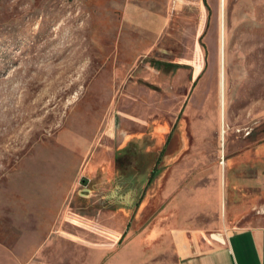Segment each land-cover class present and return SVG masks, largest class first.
Here are the masks:
<instances>
[{
    "label": "rangeland",
    "instance_id": "374dc122",
    "mask_svg": "<svg viewBox=\"0 0 264 264\" xmlns=\"http://www.w3.org/2000/svg\"><path fill=\"white\" fill-rule=\"evenodd\" d=\"M178 2L0 0V264H176L177 234L264 226V0L205 28Z\"/></svg>",
    "mask_w": 264,
    "mask_h": 264
},
{
    "label": "crops",
    "instance_id": "0c3cea01",
    "mask_svg": "<svg viewBox=\"0 0 264 264\" xmlns=\"http://www.w3.org/2000/svg\"><path fill=\"white\" fill-rule=\"evenodd\" d=\"M177 4L180 7L195 6L197 9H204L202 20L205 28L209 25L211 17L209 8H215L216 5L217 11L220 12L223 0H179ZM164 23L165 18L155 14L150 16L147 26L148 28H165ZM62 198L63 193L61 200ZM55 210L52 211V221L56 214ZM213 238L220 241L214 247L191 252V242L194 238H189L188 235L182 233L177 234L176 264H264V226L241 228L230 232L225 239L214 236ZM140 261L141 258L136 253H132L120 260L110 259L104 264H140Z\"/></svg>",
    "mask_w": 264,
    "mask_h": 264
},
{
    "label": "trees",
    "instance_id": "16d2710c",
    "mask_svg": "<svg viewBox=\"0 0 264 264\" xmlns=\"http://www.w3.org/2000/svg\"><path fill=\"white\" fill-rule=\"evenodd\" d=\"M158 162H159V159H158ZM156 169H157L156 166H154L153 169L151 170L149 180H151L156 175V172H157Z\"/></svg>",
    "mask_w": 264,
    "mask_h": 264
},
{
    "label": "bare ground",
    "instance_id": "6f19581e",
    "mask_svg": "<svg viewBox=\"0 0 264 264\" xmlns=\"http://www.w3.org/2000/svg\"><path fill=\"white\" fill-rule=\"evenodd\" d=\"M220 48H221V46H220ZM221 50H222V48H221ZM222 55V54H221ZM222 57V56H221ZM221 79V78H220ZM221 82V81H220ZM222 105V104H221ZM222 121V120H221ZM222 125V124H221ZM222 132V131H221ZM213 236L214 237H218V238H221V236L219 235V234H213Z\"/></svg>",
    "mask_w": 264,
    "mask_h": 264
}]
</instances>
